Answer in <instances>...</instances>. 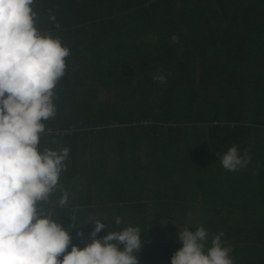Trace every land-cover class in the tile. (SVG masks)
I'll list each match as a JSON object with an SVG mask.
<instances>
[{
	"label": "trees",
	"instance_id": "trees-1",
	"mask_svg": "<svg viewBox=\"0 0 264 264\" xmlns=\"http://www.w3.org/2000/svg\"><path fill=\"white\" fill-rule=\"evenodd\" d=\"M33 10L37 29L70 49L39 148L70 149L59 181L69 200L56 212L76 228L73 244L84 246L77 232L91 242L93 219L106 232L139 227L140 264H170L179 229L203 226L209 244L224 233L234 264H264V0H35ZM234 145L251 160L230 172L219 154Z\"/></svg>",
	"mask_w": 264,
	"mask_h": 264
},
{
	"label": "clouds",
	"instance_id": "clouds-1",
	"mask_svg": "<svg viewBox=\"0 0 264 264\" xmlns=\"http://www.w3.org/2000/svg\"><path fill=\"white\" fill-rule=\"evenodd\" d=\"M34 3L0 0V264H140L145 243L139 227L106 232L105 223L93 219L87 224L94 225L90 243L77 232L80 248L69 234L76 228L63 227L56 212L69 200L59 181L70 149L41 151L39 144L45 122L56 116L54 90L65 75L70 49L59 37L37 29ZM153 79L165 83L166 74ZM250 160L235 145L219 154L220 165L230 172ZM58 189L62 195L53 202ZM102 230L105 235L98 239ZM223 235L213 236L209 244L203 226L179 229L176 242L182 247L170 264H234Z\"/></svg>",
	"mask_w": 264,
	"mask_h": 264
}]
</instances>
